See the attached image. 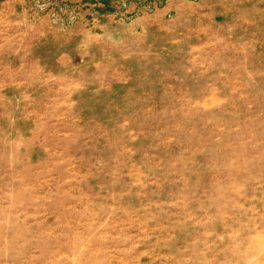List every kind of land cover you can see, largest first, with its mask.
Listing matches in <instances>:
<instances>
[{
  "label": "rangeland",
  "instance_id": "374dc122",
  "mask_svg": "<svg viewBox=\"0 0 264 264\" xmlns=\"http://www.w3.org/2000/svg\"><path fill=\"white\" fill-rule=\"evenodd\" d=\"M0 264H264V0H0Z\"/></svg>",
  "mask_w": 264,
  "mask_h": 264
},
{
  "label": "crops",
  "instance_id": "0c3cea01",
  "mask_svg": "<svg viewBox=\"0 0 264 264\" xmlns=\"http://www.w3.org/2000/svg\"><path fill=\"white\" fill-rule=\"evenodd\" d=\"M203 0H201V2H202Z\"/></svg>",
  "mask_w": 264,
  "mask_h": 264
}]
</instances>
